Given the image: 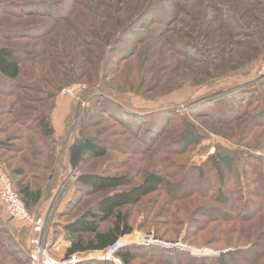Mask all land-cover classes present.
<instances>
[{"label":"rangeland","instance_id":"374dc122","mask_svg":"<svg viewBox=\"0 0 264 264\" xmlns=\"http://www.w3.org/2000/svg\"><path fill=\"white\" fill-rule=\"evenodd\" d=\"M0 46L21 63L17 79L0 75V169L17 191L22 181L49 194L30 209L46 216L53 232L46 242L103 198L78 182L83 174L129 175L132 185L122 188L128 189L154 173L165 178L164 187L122 213L129 215L134 239L155 240L131 247L165 252L137 251L131 264H176L166 258L180 261L182 253L223 254L231 258L224 264H245L240 251L264 243V181L257 182L252 166L239 167L254 177L247 214L229 205L245 201L215 182L219 174L233 186L238 176L226 177L235 173L239 155L264 158V77L258 74L264 0H0ZM72 101L71 132L61 149L62 138L47 135L44 122L54 105L53 115ZM181 103L197 108L182 115L176 110ZM84 136L105 152L88 157L78 178L56 193L74 167L70 145ZM219 150L232 152L233 160L220 162ZM208 159L201 174L188 177ZM20 169L22 175L15 172ZM229 213L238 215L219 219ZM14 226L0 202V264H30L21 243L28 249L32 233L24 236ZM200 250L209 255L193 254ZM49 251L54 259L67 257L59 246Z\"/></svg>","mask_w":264,"mask_h":264},{"label":"trees","instance_id":"16d2710c","mask_svg":"<svg viewBox=\"0 0 264 264\" xmlns=\"http://www.w3.org/2000/svg\"><path fill=\"white\" fill-rule=\"evenodd\" d=\"M13 52L14 51L7 47L0 46V75L9 80L17 79L21 73V63L19 57L16 56ZM246 97L247 94H245V98ZM73 104L74 103L72 101V103L69 105V111L70 108L72 110ZM215 108L216 115H223V113L218 109V107ZM53 109L55 111V105L49 113V117L44 122V127L46 134L49 135L51 138L56 139L57 141L58 139L62 138L60 143L62 149L65 146L64 144L66 139L68 138L69 132H71V129H69L70 125L68 121L70 113L68 112L67 114L68 116L66 118V130L64 134L62 136H58L56 133L55 126L53 124ZM228 116H224V118ZM104 152L105 150L101 149L97 143H95L92 139L84 136L81 139H76L70 145L69 160L74 167L79 169L87 161L88 157L100 156L101 154H104ZM215 156H220L219 161H225L226 164H228V161L230 160L229 157H232V152L226 151L225 153H223L219 150ZM234 160L235 161L233 162V164L236 166L235 173L231 171L230 177H226V180L229 181L232 176H238V180L233 181V186L223 184L219 174L215 182H217V188H222L224 189V191L229 192L231 194H238L240 199L245 201V205H243V207L238 204L233 205L232 203L229 205L230 207L233 206V208H243L245 209V213L247 214V212L249 211V207H247V201L250 200V196L253 193L248 181L253 180L252 178L254 177H247V175H245V167H243L242 169H239V167L242 165L245 166V164H250L252 166L254 174L256 175L257 182L261 184L260 182L264 181V158L255 156L252 153H247V155L243 157H241L240 155L239 157H235ZM207 163L210 164V159H208L206 161V164H204L203 166H194L192 170L187 173L188 177L195 176L196 173L194 172L196 171H199L201 174L202 167L207 166ZM15 172L18 175L23 174V171L21 169ZM188 177L186 176V178ZM189 181L190 179L188 178L187 182ZM78 182L82 185L90 187L94 192L104 194V196L95 205L94 210H88L83 216L64 224L63 233L65 234V239L69 241V245L64 251V254L67 257H72L73 255L79 253L104 251L111 245L115 244L120 238L124 237L125 235L131 234L134 231V228L132 225H130L129 215L126 213H122V209L127 206H134L141 202L143 198L162 189L165 185V178L161 174L151 173L146 175L140 184L134 185L128 189L122 188L132 185L133 179L129 175L105 176L95 173H86L78 179ZM215 182L211 180L210 185L213 186V184L211 183ZM18 192L29 211L34 206L42 204L43 201H46L45 199H47L49 195H44V192L40 189L34 190L29 184H23L22 181H19ZM219 192L221 191L218 190V193ZM219 197L221 198L220 195L213 196L215 201L220 200ZM232 214H234V216L238 215L237 213ZM232 214H225V216L221 215L219 219H223V221L229 220L230 218H232ZM6 215L8 216L10 221L14 223L15 226L12 227L13 229H18L17 231L20 234H23L24 236L29 235V232H31L30 227H28L25 223L14 221L7 213ZM112 218H114L112 226L102 229V223ZM24 241L25 240H23V242L21 243V252L29 258L31 247L29 245V248L27 249V246L26 244H24ZM13 246L16 245L13 244ZM142 250L143 248L140 249L137 247L127 246L119 250L117 256L122 260L123 264H131L137 258V251L141 252ZM145 250L148 251L145 252L147 254H162L163 252H165L164 250H156L152 248H146L143 251ZM180 254L181 253H179V255ZM222 255L223 254H221L219 257H193L187 253H182V255L179 257L180 261L172 260L173 257H167L166 259H171L170 262L176 264H224V262L228 258L231 259L230 256L228 257V255H224L222 258ZM239 256L246 262L245 264L261 263V261L264 260V243L253 242L251 244H248L240 251ZM182 260L185 261L181 262ZM77 264L115 263L103 259H88L82 261L80 260Z\"/></svg>","mask_w":264,"mask_h":264},{"label":"built area","instance_id":"2783aa9c","mask_svg":"<svg viewBox=\"0 0 264 264\" xmlns=\"http://www.w3.org/2000/svg\"><path fill=\"white\" fill-rule=\"evenodd\" d=\"M259 76L264 77V62L261 65V68L258 72ZM74 89V88H72ZM69 92L71 89L68 90ZM197 107L194 105H189L186 103H181L179 106H176L178 113L182 115L190 114L194 112ZM215 148L211 149V152H214ZM77 168L71 167L68 170V173L63 175V178L58 184V189L56 193L63 192L67 189L68 185H71L73 181L78 178ZM0 202L5 208L6 213L14 220L21 223H25L28 227L31 228V237H30V247L31 251L29 254L30 264H77L80 258H77V255H73L71 258L57 260L52 257L49 246L47 245L46 238L48 234V227L46 226V216L32 214L26 207L23 199L21 198L18 191L14 188L12 180L0 169ZM49 212V209L45 212ZM50 218V217H49ZM48 218V221H49ZM130 236L128 238L122 237L115 244L111 245L106 250L102 251V255L98 258L106 259L112 261L116 264H123L122 260L117 256L119 247H125L134 245L137 243L141 244H153L155 242L152 235H146L142 237L141 241L134 239L133 234L126 235ZM114 249V250H113ZM101 253V251L99 252ZM194 255H209L208 251L200 250L193 252Z\"/></svg>","mask_w":264,"mask_h":264},{"label":"crops","instance_id":"0c3cea01","mask_svg":"<svg viewBox=\"0 0 264 264\" xmlns=\"http://www.w3.org/2000/svg\"><path fill=\"white\" fill-rule=\"evenodd\" d=\"M57 110L59 111V113L63 112L62 115H56L57 114ZM56 110V113L55 115H53V124L55 126V129H56V133L58 136H62L66 130V118H67V114H68V110H69V102L66 105L64 104H61V106ZM53 232H49L47 234V240L50 239L49 237L51 236ZM55 234V238L52 239V243H48L47 242V245L50 247V245H53V246H59L62 248V250L65 251L66 247L69 245V241H67L65 239V234L62 232H59V233H56L54 232ZM51 240V239H50ZM63 251V252H64ZM97 252H100V251H94V253H97ZM92 254V253H91ZM78 256V254H75ZM93 257V255L91 256Z\"/></svg>","mask_w":264,"mask_h":264},{"label":"water","instance_id":"95a60500","mask_svg":"<svg viewBox=\"0 0 264 264\" xmlns=\"http://www.w3.org/2000/svg\"><path fill=\"white\" fill-rule=\"evenodd\" d=\"M67 258H71V257H66V259H67Z\"/></svg>","mask_w":264,"mask_h":264}]
</instances>
